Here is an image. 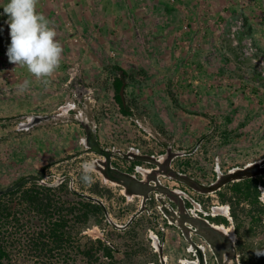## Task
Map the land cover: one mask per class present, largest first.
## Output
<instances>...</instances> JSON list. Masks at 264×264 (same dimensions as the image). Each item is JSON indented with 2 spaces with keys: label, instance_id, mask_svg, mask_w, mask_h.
Here are the masks:
<instances>
[{
  "label": "rangeland",
  "instance_id": "rangeland-1",
  "mask_svg": "<svg viewBox=\"0 0 264 264\" xmlns=\"http://www.w3.org/2000/svg\"><path fill=\"white\" fill-rule=\"evenodd\" d=\"M197 1L184 0L171 4L173 8L138 1L137 7L143 6L135 14L129 8L107 9L108 18L99 21L96 16L87 30L70 19L50 21L63 53L59 68L46 78L48 85L27 66L11 63L6 55L10 40L4 46L0 41V190L20 178L40 175L46 166L45 178L33 182L56 186L64 182L69 189L101 200L107 211V215L91 216L84 225L74 224L70 261L26 251L15 258V264H90L83 251L99 240L112 250V257L99 251L97 264H143L156 249L157 229L171 227L162 203L151 194L146 211L129 229L122 228L140 210L143 199L127 195L124 187L106 179L95 165L91 181L82 180L85 162L105 158L86 152V132L77 119L96 128L104 149L133 158L173 160L171 167L185 169L206 185L219 174L264 159V0ZM4 5H0V33L10 38ZM118 12L120 18H113ZM117 67L129 73L123 97L131 116L120 111L116 100ZM25 80L30 85L22 89ZM50 115L56 117L28 127L35 117ZM81 151L87 154L78 155ZM145 165L147 171L154 168ZM139 173L143 177L144 172ZM160 181L184 196V206L190 201L195 214L201 210L226 218L228 225H220L235 231L243 261L259 264L262 256L256 250H264V217L252 218L256 211L248 202L231 204L230 186L219 191L228 200L209 194L199 208L193 198L196 191L163 176ZM259 189L264 205V185ZM10 200L19 211H30L41 219L19 195ZM164 200L168 208L180 211L168 198ZM227 206L228 218L224 216ZM39 224L34 230L27 224L24 229L33 234ZM166 234L176 245L177 233L169 229Z\"/></svg>",
  "mask_w": 264,
  "mask_h": 264
},
{
  "label": "trees",
  "instance_id": "trees-1",
  "mask_svg": "<svg viewBox=\"0 0 264 264\" xmlns=\"http://www.w3.org/2000/svg\"><path fill=\"white\" fill-rule=\"evenodd\" d=\"M116 69L119 73L114 86L116 100L120 111L126 116H131V112L128 111L127 104H125L121 95L122 87H127L126 79L129 77V73L121 67ZM200 115L209 118L207 114ZM210 120L212 123L214 122L213 118H210ZM205 137L206 135L198 140L196 147L199 146L198 143ZM164 145L166 146L168 143H164ZM186 163L188 162L184 164ZM180 170L183 173H187L183 168H180ZM260 184L264 185V176L228 185L232 187V195H234L229 198L231 204L240 206L243 201L248 202L256 211L255 216L252 214L253 211L250 210L251 217L259 221L264 217V205L260 203ZM24 188L25 185L13 192L0 196V264H15V258L26 251H31L41 258L47 256L51 260L63 259L64 262L70 261L72 256L70 253L74 252L73 249L75 248V234L71 232L74 224L84 225L91 216L106 215L105 208L102 205L87 198V195H83L71 188L70 190L64 182L58 186L52 183L39 184L33 182L32 187ZM216 193L220 194L221 192L218 191ZM18 195L26 206L35 209L36 212L41 214V219L36 215L34 216L32 212L29 213L30 211L27 213L19 211L17 204H14L11 200L9 201V197ZM69 195L76 197L78 201L71 199ZM220 195L222 202H225V199H227L225 194ZM234 217L237 219L235 213ZM209 219L219 225H228L227 219L223 216H209ZM26 224L32 230L36 226L38 227L39 224V230L33 234H28L24 229ZM239 247L240 250L243 249L241 246ZM99 251L104 252L107 257H112V250L100 240L83 251V254L90 259V264H97ZM261 256L259 264H264V255ZM243 264L249 263L244 260Z\"/></svg>",
  "mask_w": 264,
  "mask_h": 264
},
{
  "label": "flooded vegetation",
  "instance_id": "flooded-vegetation-1",
  "mask_svg": "<svg viewBox=\"0 0 264 264\" xmlns=\"http://www.w3.org/2000/svg\"><path fill=\"white\" fill-rule=\"evenodd\" d=\"M123 101H125L124 97H123ZM55 117L56 116H53V115L42 116V117L37 116L33 120H31V122L28 124L30 126L28 127H32V125H38L45 121H51ZM36 118L38 119L40 118V120L36 122L35 121L37 120ZM77 121H78V124H81V126L84 128V131L86 132L87 142L89 141V144L91 146L92 145L95 146L97 143L100 147L103 148L104 146L101 144L99 140V136L97 134L96 128H91L88 125V123L82 119H77ZM164 147L168 148L170 147V145L169 144L166 146L164 145ZM86 149L88 148L85 147V150ZM82 151L79 152L80 154L78 155L87 154L86 152L82 153ZM107 151L112 152L110 156V161H111V167H112L111 171L114 172V174L116 170V171H120L124 173H129V174H132L138 177L137 174H140L139 172H144L147 170L145 163L136 161L134 160L133 157L124 156L113 150H107ZM104 161L105 160H100V162L98 161L95 164V166L97 168H104V164H102V162ZM48 168L49 167L43 166L40 170V175H32V176L35 177V180H43L45 178L44 172ZM175 170L182 172L180 169L175 168ZM185 174H188V173H185ZM24 178L26 177L20 178L19 180H22ZM138 178L142 179L141 176ZM175 212L176 214L172 212V214L170 215L171 218H175V217L181 218L182 216H187V217L190 216L187 219H191L192 217H194L197 219L207 220L209 223L212 222L208 217V216H211L212 214L211 215L204 214V216H201V215L193 216L192 214L190 215L183 214L182 216H180V214H182L180 213V211L179 213H177V211ZM224 215L226 214L224 213ZM164 218H166L165 220L167 221L168 224L171 225V227L167 226L166 228L162 227L160 229H157L158 231L156 234L157 240L154 241L155 242L154 247H156V249L152 251L153 256H151L150 258H147L143 264H243L244 261L240 254V249L238 247L239 243L236 242V234L234 233L235 239L233 240L232 234H231L232 230H230L229 228L219 226L218 228L221 231H223L225 234L221 232L220 233L213 232L212 234V233L207 232L204 228H201L199 230L198 228L192 227L187 224L180 225L178 224L179 221L177 220H176V223L170 222L167 215L164 216ZM131 224L124 229H127V228L129 229L131 227ZM169 229L172 230V233H177V235L174 236L175 238H177L176 245L174 243L173 244L170 243L168 240V237H167L168 233L166 234V232ZM200 232L203 235L200 234ZM159 235L161 236V239L159 238Z\"/></svg>",
  "mask_w": 264,
  "mask_h": 264
},
{
  "label": "water",
  "instance_id": "water-1",
  "mask_svg": "<svg viewBox=\"0 0 264 264\" xmlns=\"http://www.w3.org/2000/svg\"><path fill=\"white\" fill-rule=\"evenodd\" d=\"M124 87L125 86H123L121 90L122 96L124 93ZM36 119H37L35 120L36 122L40 120V118L39 119L36 118ZM87 146H88V149L86 150V152H94L105 158V161L102 162V164H104V168H98V170L102 173V175L106 179L112 182L118 183L119 185L124 187L127 195H130V196L136 195V196L142 197L143 199L140 210L136 214H134L130 222L126 226H123L122 228H126L127 226H129L136 217H138L144 211H146V203L148 200H150L151 194H156L158 197L157 199L163 205V211L165 212V214H167V216L170 217V220L172 222L176 223V220H177L179 221L178 224L180 225L187 224L192 227L198 228L199 230L201 228H204L207 232L212 233V234L213 232H219V233L221 232L225 234L223 231H221L218 228V225H213L209 223L207 220L197 219L194 217H192L191 219H187L190 216L189 217L183 216V220L181 218L178 219L176 217L171 218L170 215L172 214V212L175 213V211L166 206V201L164 199L168 198L171 203L178 206L180 212H184L186 210V207L184 206V203H183L184 196L179 195L176 191L171 189L169 186L162 184V182L160 181V178L163 176L170 180L180 182L200 194L207 195V194H213V193L220 191L223 187H225L228 184L246 180V179L255 178L258 176H264V159H263L262 161L249 164L245 166L244 168L235 169L226 174H219L217 180L214 183L206 185L188 174L175 170L173 167H171V164H170L171 160L164 162L161 159H158L154 156L146 155V156H140V157L135 156L134 157L135 158L134 160L142 162V163H149L150 165L154 167L150 171H147V170L144 171L143 177L142 179H140L132 174L116 171L115 169H113L115 170V174H114V172L111 171L112 167H111V161H110V156L112 152H108L106 149L100 147L97 143L95 146L93 145L91 146L89 144V141L87 142ZM33 181H35L34 176L26 177L22 180H19L18 182L12 184L11 186H8L7 188L0 190V196L3 194L13 192L19 189L20 187L28 184L29 182H33ZM86 197L102 205L105 208V212L107 215L106 207L101 200L94 198V197H90V196H86ZM181 204H183L182 207H181ZM200 234L202 233L200 232Z\"/></svg>",
  "mask_w": 264,
  "mask_h": 264
},
{
  "label": "clouds",
  "instance_id": "clouds-1",
  "mask_svg": "<svg viewBox=\"0 0 264 264\" xmlns=\"http://www.w3.org/2000/svg\"><path fill=\"white\" fill-rule=\"evenodd\" d=\"M3 14L7 15L10 44L6 55L11 63L27 66L28 71L44 85L60 66L63 47L57 39V33L51 22L37 11V0H7L3 6ZM30 81L21 85L27 89ZM95 161L82 165L84 182H90L92 167ZM257 255H264V250H256Z\"/></svg>",
  "mask_w": 264,
  "mask_h": 264
},
{
  "label": "crops",
  "instance_id": "crops-1",
  "mask_svg": "<svg viewBox=\"0 0 264 264\" xmlns=\"http://www.w3.org/2000/svg\"><path fill=\"white\" fill-rule=\"evenodd\" d=\"M138 1H141V4L146 5L144 2L145 0H59L57 2H55V1L51 2L50 0H37V11L41 12L47 19H49V21L60 22V20L62 18H64L65 20L70 19L76 24V26H78V27L80 26L84 30L85 29L87 30V28L90 26V24L92 22L96 21V20H93V19H96V16H97V19L99 18V21H102V18H103V21H105L108 18L107 17L108 13L106 12L107 9L129 8V10L135 11L139 7L141 8L143 6V5L142 6L138 5V7H137ZM183 1L184 0H180L179 2H177V4H181V3H183ZM151 2L154 3V6L155 5H158V6L165 5V7H168V8L172 7L171 4L168 2V0H147V4L150 3V5L152 6L153 4ZM6 3H7V0H0L1 6L6 4ZM126 4H127V6H126ZM59 9H62L60 11L61 16L56 15L57 12L59 13V11H58ZM88 10L94 11V13L90 12L88 14ZM135 13H138V11H135L134 14ZM122 17H124V15H122ZM113 18H117V19L120 18L119 12H118V15H116V16H114V14H113ZM114 20L116 21V19H114ZM0 31H1V28H0ZM7 40H10V38L3 36L0 33V41L3 42V44H2L3 46L7 44L6 43ZM162 145H164V143H162ZM195 151H196V149H194L193 152H195ZM172 162H173V160L170 163L171 166H172ZM231 184H228V185H231ZM231 189H232V187H231ZM179 195H181V194H179ZM196 195L197 196H193L194 201H196V205L199 208H202V203H204V199L207 198L209 194L204 195V194H200L197 192ZM185 205H186L185 207L188 209H186L184 212H180L182 214L191 213L193 216H199V215L204 216V214L209 215L207 213L201 212V210L197 209L196 206H195V210H199L198 212L200 214L199 215L195 214L194 211L191 209L193 207V205L190 201L186 200ZM187 210L189 211V213ZM177 213H179V212L177 211ZM180 216H182V215L180 214ZM211 216L214 217L215 215H211ZM224 216L226 217L227 215H224ZM181 219L183 220V216L181 217ZM211 224L218 225L215 222H211ZM219 226H221V225H218V227Z\"/></svg>",
  "mask_w": 264,
  "mask_h": 264
},
{
  "label": "built area",
  "instance_id": "built-area-1",
  "mask_svg": "<svg viewBox=\"0 0 264 264\" xmlns=\"http://www.w3.org/2000/svg\"><path fill=\"white\" fill-rule=\"evenodd\" d=\"M180 0H169V2H170V4H175V3H177V2H179ZM196 1V0H195ZM199 4H201L200 3V0H198L197 1ZM223 208V207H222ZM227 208V212H228V214H227V216L226 217H229V215H230V208H229V206H227L226 207Z\"/></svg>",
  "mask_w": 264,
  "mask_h": 264
},
{
  "label": "bare ground",
  "instance_id": "bare-ground-1",
  "mask_svg": "<svg viewBox=\"0 0 264 264\" xmlns=\"http://www.w3.org/2000/svg\"><path fill=\"white\" fill-rule=\"evenodd\" d=\"M228 213V212H227ZM227 215V214H226ZM232 237H234L235 235L233 234V232L231 231Z\"/></svg>",
  "mask_w": 264,
  "mask_h": 264
}]
</instances>
